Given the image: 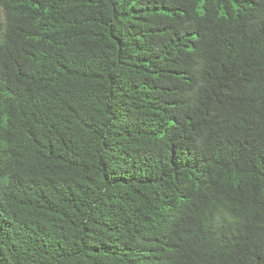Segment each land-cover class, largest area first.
Masks as SVG:
<instances>
[{"label":"trees","instance_id":"trees-1","mask_svg":"<svg viewBox=\"0 0 264 264\" xmlns=\"http://www.w3.org/2000/svg\"><path fill=\"white\" fill-rule=\"evenodd\" d=\"M0 264H264V0H0Z\"/></svg>","mask_w":264,"mask_h":264}]
</instances>
